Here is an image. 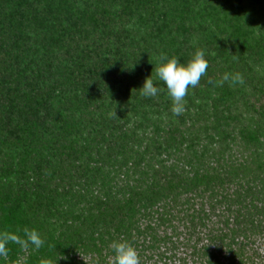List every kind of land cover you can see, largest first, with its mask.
Here are the masks:
<instances>
[{
  "label": "trees",
  "instance_id": "16d2710c",
  "mask_svg": "<svg viewBox=\"0 0 264 264\" xmlns=\"http://www.w3.org/2000/svg\"><path fill=\"white\" fill-rule=\"evenodd\" d=\"M207 74L173 116L162 53ZM243 85L214 87L225 73ZM116 112V113H115ZM0 264H264V0H0Z\"/></svg>",
  "mask_w": 264,
  "mask_h": 264
},
{
  "label": "clouds",
  "instance_id": "9594fccd",
  "mask_svg": "<svg viewBox=\"0 0 264 264\" xmlns=\"http://www.w3.org/2000/svg\"><path fill=\"white\" fill-rule=\"evenodd\" d=\"M208 66L204 49L198 48L186 62H181L177 56L169 57L162 53L151 76L145 79L143 86L139 89V94L143 97L155 98L163 90L157 84L163 82L172 102L171 112L173 116H180L185 112V97L189 95L190 89L199 85L202 76L207 74ZM208 82L214 87H223L225 83L231 87L243 85L244 78L239 72L225 73L221 79ZM9 244L18 245L21 249L32 245L35 250H39L44 246L45 241L36 228L25 226L18 227L15 231L0 230V260L7 261L11 251ZM109 247L113 253L110 264H140L139 253L132 243L116 239L110 243Z\"/></svg>",
  "mask_w": 264,
  "mask_h": 264
}]
</instances>
